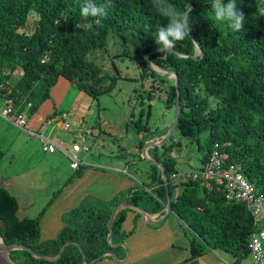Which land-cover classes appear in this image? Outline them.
<instances>
[{"label":"trees","instance_id":"trees-1","mask_svg":"<svg viewBox=\"0 0 264 264\" xmlns=\"http://www.w3.org/2000/svg\"><path fill=\"white\" fill-rule=\"evenodd\" d=\"M93 2L106 5V16L82 17L85 0H0V85H3L0 99L11 100L15 107L30 102L28 117H31L50 98V90L60 77L97 99L111 90L115 78L111 77L109 87L101 88L100 83L109 75L88 61L87 56L104 49L109 34L114 32L134 34L140 44L137 59L143 78L150 73L165 85L164 76L151 71L145 58L160 47L155 41L157 30L168 24L156 10L154 0ZM167 2L181 11L187 4L191 6L189 36L177 41L173 52L159 51L148 57L154 66L176 76L177 88L168 83L165 96L166 108L170 109L176 104L179 91L181 109L176 129L196 141L208 132L205 144L200 147L203 156L199 169L217 145L218 151L226 156V163L238 165L256 192L264 195V15L257 11L258 7H264V0H236L237 9L245 15L240 31L215 19L211 0ZM228 2L222 0L223 4ZM30 13L37 17L34 31L20 33ZM89 24L91 27H86ZM194 43L201 56L196 55ZM14 61L13 69L19 67L22 75L11 84L6 66ZM199 90L217 100L218 105L212 108ZM146 98L150 101L151 95ZM134 126L138 132H149L142 117ZM171 150L172 145L166 144L154 148L151 160L159 163L166 173L170 212L189 239L190 258L185 262L198 264L204 254L215 251L234 259L232 264H239L249 257L248 242L259 227L244 204L227 200L224 188L200 178L187 177L178 183L173 177L179 172L176 160L170 156ZM2 157L0 148V161ZM86 169L87 166L80 167L65 184L82 176ZM149 169L148 181L139 189L121 192L108 202L85 199L75 210L63 215L65 226L58 236L44 241L40 240V220L62 189L53 194L37 216L20 218L18 200L0 185V234L4 245L25 246L37 255L54 258L65 243H74L66 246L54 262L34 259L22 250L11 251L9 259L13 264H94L113 253L116 248L107 242L108 223L117 206L125 203L148 214H157L165 208L166 190L161 172L155 165H149ZM178 187L181 190L172 199L173 190ZM127 211H119L113 219V245L134 233V229L129 233L122 230ZM140 217L135 214L134 224Z\"/></svg>","mask_w":264,"mask_h":264},{"label":"rangeland","instance_id":"rangeland-1","mask_svg":"<svg viewBox=\"0 0 264 264\" xmlns=\"http://www.w3.org/2000/svg\"><path fill=\"white\" fill-rule=\"evenodd\" d=\"M36 20L37 17L30 13L26 27L19 32L29 34L34 31ZM139 45V41L130 31L109 34L105 48L93 51L87 56V60L100 66L102 73L109 75L100 83L101 88L109 87L111 77L115 78V85L111 90L93 99L62 79L53 88L50 102L42 103L40 109L46 111L53 103L55 110L61 114L59 118L63 121L62 127L55 128L54 130H57L51 137L56 138L52 139L64 151L71 154L73 144L89 148L87 152L79 153L84 166H128L127 173L137 182L144 183L148 181L150 169L142 156L143 152L145 150L147 157L151 159L154 149L151 145L161 141L174 120L176 107L173 105L167 109L165 96L168 83L174 84L175 79L163 77L166 82L163 86V83L157 78L153 79L150 73L143 78L137 59ZM13 65H16V61L6 66L8 73H11V84L22 74V70L16 66L13 69ZM199 93L208 99L212 108L218 105V101L203 90H199ZM148 95H151L150 101L146 98ZM58 100L61 106H57ZM140 117L148 126L149 132L136 130L134 123ZM64 124L70 125L68 131H65ZM47 125L42 131L48 135ZM79 126L87 133L80 136L77 132ZM207 137L208 132L196 141L182 136L175 129L165 143L167 146L172 145L170 156L176 160L177 170L181 175L178 183L184 182L186 175L198 171L201 167L203 151L200 147L205 144ZM146 147L148 149H145ZM0 148L3 151L0 176L13 180L16 186L10 192L20 198L21 205L29 203L33 206L25 216L20 213V218L37 216L53 194L62 188L73 174L70 161L63 151L43 153L37 139L1 119ZM180 190V187L173 190L172 199ZM260 225H264V218ZM242 263L249 264L251 261L248 257L243 259Z\"/></svg>","mask_w":264,"mask_h":264},{"label":"crops","instance_id":"crops-1","mask_svg":"<svg viewBox=\"0 0 264 264\" xmlns=\"http://www.w3.org/2000/svg\"><path fill=\"white\" fill-rule=\"evenodd\" d=\"M62 79L64 78L60 77L58 81ZM66 82L70 85L68 80ZM54 87L50 90V99L43 104L50 102ZM60 103V100L56 101L57 106H61ZM41 107L31 117H28L27 130L36 134L40 130H45V125L48 124V136L51 137L57 130H54L55 128L62 127L63 121L59 118L61 114L55 110L53 103L46 111L41 110ZM78 134L82 136L85 132ZM29 136L37 139L36 136ZM37 140L40 142L39 139ZM86 166L88 169L83 172L82 176L68 184H63L61 192L43 214L39 223L41 241L55 239L65 226L62 220L63 215L75 210L85 199L108 202L121 192L142 187V183L137 182L127 173L128 166L124 168H111L99 164ZM72 171L74 174L77 170ZM0 185L9 192L16 186L12 179L1 176ZM12 195L19 203L18 216L20 213L25 216L28 211H31L33 208L31 204L21 205L20 198ZM127 210L122 230L129 233L134 229V233L122 243L114 245L116 249L113 253L103 256L94 264H189L185 262L190 258L189 239L185 236L181 223L171 212L166 213L165 208L157 214L144 212V215H141L134 224L133 219L138 212L132 209ZM233 261L234 259L226 254L211 251L199 258L198 264H232ZM242 261L239 264H243Z\"/></svg>","mask_w":264,"mask_h":264},{"label":"built area","instance_id":"built-area-1","mask_svg":"<svg viewBox=\"0 0 264 264\" xmlns=\"http://www.w3.org/2000/svg\"><path fill=\"white\" fill-rule=\"evenodd\" d=\"M2 90L3 85H0V91ZM30 108V102H23L21 105L15 107L11 100L0 99V118L19 130L31 136H36L41 142L43 153H53L56 150L63 151L70 161V168L72 170L76 171L84 166V162L79 158V153L87 152L89 150L87 146L73 144L71 147L72 153L69 154L42 130L36 134L27 130L28 111ZM63 127L65 131L70 129L69 124H64ZM77 132L87 133L81 127L78 128ZM225 159L226 156L218 151L217 145H214L212 151L207 156L203 168L186 175L185 178H200L206 182L214 183L224 188L228 201L245 205L253 218L254 224L259 227L251 234L248 242L249 258L251 264H264V226L260 225L264 218V195L256 192L254 186L243 175L238 165L227 164ZM173 177L179 180L181 175L178 174Z\"/></svg>","mask_w":264,"mask_h":264},{"label":"clouds","instance_id":"clouds-1","mask_svg":"<svg viewBox=\"0 0 264 264\" xmlns=\"http://www.w3.org/2000/svg\"><path fill=\"white\" fill-rule=\"evenodd\" d=\"M154 6L158 13L168 20L167 27H159L156 34V44L161 51L171 50L175 47L177 41L183 40L192 31L190 23L191 6L187 4L183 11L178 10L167 0H154ZM211 9L217 21L227 22L229 27L240 31L244 22L245 15L237 9L236 0H229L223 4L222 0H211ZM257 11L264 15V7H258ZM106 5H97L93 0H85L81 8V16L104 17L106 16ZM90 28L91 25H86Z\"/></svg>","mask_w":264,"mask_h":264},{"label":"water","instance_id":"water-1","mask_svg":"<svg viewBox=\"0 0 264 264\" xmlns=\"http://www.w3.org/2000/svg\"><path fill=\"white\" fill-rule=\"evenodd\" d=\"M195 45V48H196V55H200L201 56V51L198 47V45L196 43H194ZM162 47V46H160ZM161 51L158 48L154 49L153 51H151L149 54H147L145 56V58L147 59V65L149 66V68L155 73L153 67H152V63L148 60V57L150 54L152 53H155V52H159ZM164 51H169V52H173L172 50H164ZM180 57H183L180 55ZM168 74V73H167ZM172 75V76H170ZM165 78H169V77H173L175 79V86L177 88V81H176V76L174 73H169L168 75H164ZM163 78V77H162ZM176 104H175V107H176V111H175V116H174V120H173V123H172V126L170 128V130L168 131V133L161 139V141H159L158 143H153L151 146L152 148H161L166 142L167 140L171 137L172 133L175 131L176 129V126H177V123H178V120H179V116H180V109H181V103H180V99H179V91L177 90L176 91ZM145 149H148V147H146ZM143 158L145 159V161L149 164V165H155L161 172V176H162V179L164 181V185H165V190H166V205H165V209H166V213H169L170 212V197H169V194H168V187H167V177H166V173L165 171L163 170V167L151 160L150 158L147 157L146 155V152L144 150L143 152ZM123 209H132V210H135L136 212L140 213V215H144V212L139 209V208H135V207H131L125 203H122L120 204L119 206H117L113 211H112V214L110 216V219H109V223H108V237H107V242L108 244L111 246V247H114L113 243H112V238H111V226H112V222H113V219L115 218L116 214L123 210ZM0 224H1V221H0ZM0 240L2 242V239H1V234H0ZM74 243L72 242H68V243H65L58 251V254L54 257V258H47V257H43V256H40V255H37L35 254L31 249L25 247V246H21V245H4L3 242H2V245L0 246V264H13L11 262V260L9 259V253L11 251H16V250H22V251H25L27 253H29L34 259H42V260H45V261H48V262H54L56 260H58L64 249L66 248V246L68 245H72ZM111 253H108L106 255H109ZM84 260V259H83Z\"/></svg>","mask_w":264,"mask_h":264},{"label":"bare ground","instance_id":"bare-ground-1","mask_svg":"<svg viewBox=\"0 0 264 264\" xmlns=\"http://www.w3.org/2000/svg\"><path fill=\"white\" fill-rule=\"evenodd\" d=\"M152 67H153L155 73H157V74H159V75H162V76H164V75H168V74L165 73L164 71H160V69H159L158 67H156V66H154V65H152ZM170 76H172V75H170ZM1 245H2V242H1V240H0V246H1Z\"/></svg>","mask_w":264,"mask_h":264}]
</instances>
